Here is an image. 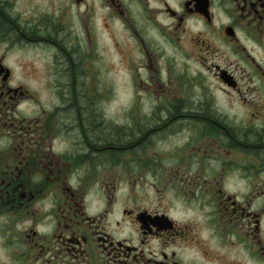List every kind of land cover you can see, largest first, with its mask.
Wrapping results in <instances>:
<instances>
[{"label":"flooded vegetation","instance_id":"flooded-vegetation-1","mask_svg":"<svg viewBox=\"0 0 264 264\" xmlns=\"http://www.w3.org/2000/svg\"><path fill=\"white\" fill-rule=\"evenodd\" d=\"M97 7L139 50H217L237 116L202 96L114 129L81 86ZM0 264H264V0H0Z\"/></svg>","mask_w":264,"mask_h":264},{"label":"rangeland","instance_id":"rangeland-1","mask_svg":"<svg viewBox=\"0 0 264 264\" xmlns=\"http://www.w3.org/2000/svg\"><path fill=\"white\" fill-rule=\"evenodd\" d=\"M63 4L65 17L71 19L76 14L74 7H67L70 5L67 1ZM101 17L105 19L101 21ZM113 18L106 17L101 8H96V78L90 83L82 80L81 86L85 90L95 91L96 107H100L113 122L114 129H127L132 119L134 123L145 124L153 108L175 106L174 101L180 99L189 103L202 96L220 110L224 109L222 111L230 117L237 116L232 110L235 107L234 98L221 92L220 84L213 75L212 66L218 64L217 50L206 55L199 47H193L188 42L182 43L176 50L161 35L152 32L140 34L143 45L139 50L134 36L128 29H122V20ZM190 29L191 38L202 33L198 26ZM22 70L23 67L17 65L16 76L22 80L20 82L38 95L46 90L48 84L42 83V77L26 81L22 77ZM241 117L246 120L251 118L250 115ZM116 190H123L122 185H117Z\"/></svg>","mask_w":264,"mask_h":264},{"label":"trees","instance_id":"trees-1","mask_svg":"<svg viewBox=\"0 0 264 264\" xmlns=\"http://www.w3.org/2000/svg\"><path fill=\"white\" fill-rule=\"evenodd\" d=\"M118 130V129H117Z\"/></svg>","mask_w":264,"mask_h":264}]
</instances>
